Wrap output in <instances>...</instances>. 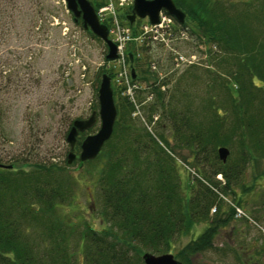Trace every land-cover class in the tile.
Here are the masks:
<instances>
[{
  "label": "trees",
  "instance_id": "1",
  "mask_svg": "<svg viewBox=\"0 0 264 264\" xmlns=\"http://www.w3.org/2000/svg\"><path fill=\"white\" fill-rule=\"evenodd\" d=\"M173 1L196 21L208 38L205 41L217 42L223 50L217 68L231 76L239 99L230 83L223 81L222 103L216 104L212 96L199 109L189 102L191 89L185 84L191 67L169 87L166 78L155 84L157 73L150 72L146 63L144 67L133 64L138 79H143L142 87L135 89V100L114 87L117 117L113 133L100 154L85 162L99 163L100 212L107 226L96 230L69 216L66 209L72 204L77 180L68 165L37 162L27 170L13 166L20 162L14 156L9 163L0 158V264H143L144 252L171 253L179 239L188 237L173 255L183 264H194L197 254L213 248L218 227L230 224V212L219 215L222 201L214 191L218 179L224 181L227 192L238 184L248 162L264 158V35L255 32L264 27V0L249 1L240 8L235 2L227 8L220 1ZM34 4L28 6L29 20L18 24L29 30L28 43L46 20L41 3ZM2 63L0 91L7 92L15 70L10 68V58ZM215 72L209 68L204 72L210 77L208 87L219 79ZM188 77L196 75L190 72ZM6 102L0 93L2 112ZM138 106L140 111H136ZM156 114L163 119L154 121ZM156 123H161L159 132ZM167 125L173 145L163 132ZM95 128L80 132L79 146ZM220 146L236 150L237 157L223 162L217 153ZM183 149L202 176L192 181L188 196L176 169V153L187 160L178 151ZM217 205L218 213L211 218V208ZM203 222H207L203 231L193 237L194 227Z\"/></svg>",
  "mask_w": 264,
  "mask_h": 264
},
{
  "label": "rangeland",
  "instance_id": "2",
  "mask_svg": "<svg viewBox=\"0 0 264 264\" xmlns=\"http://www.w3.org/2000/svg\"><path fill=\"white\" fill-rule=\"evenodd\" d=\"M89 1L98 11L99 19L109 30L121 24L130 27V30L137 35L141 24L149 22L147 17H137L133 22L129 21L127 16L131 14L132 0ZM219 1L227 8H230L232 2H235L238 8L246 7L249 1L254 2L253 4L257 3L256 0H212L215 4ZM34 2L41 3L46 20L40 22L42 26L39 33L28 43L29 30L26 25L18 24L29 20L28 6L35 5ZM184 22L186 26L181 24L180 27L188 33V39L174 41L173 48L191 59L196 56V63L174 69L176 52L160 46L140 48L135 41H132L133 44H130L131 41L126 42L120 56L118 54L115 59H106V43L93 33L95 37L81 23L74 21L64 0H0V67L3 66V60L10 58V68L15 70L14 82L9 86L11 90L0 91L7 99L4 103V112L0 110L2 162L9 163L14 156L20 162L13 166L27 170L37 162L54 161L63 167L68 165L77 180L73 185L72 204L66 209L69 216L76 223L88 222L96 230L106 227L107 224L103 221L100 212L101 200L97 185L99 163L84 162L80 166L77 157L71 164L67 161L70 151L67 137L72 122L75 119L89 118L93 111L99 110L98 88L102 74L112 72L113 75L110 77L114 90V87L118 86V81L122 79L119 78V73L123 71L124 66L130 76L132 70L136 74L133 64L139 62L144 67L146 63L150 72L157 73L160 81L156 80V85L166 78L171 87L178 76L191 67L186 74L185 84L191 89L189 102H192L194 107L199 106L198 108L201 109V103L212 96L214 102L220 105L226 89L222 85L223 81L230 83L233 95L237 100L239 99L236 87L230 82L231 76L219 73L217 68L218 60L224 54L223 50L217 42L205 41L208 40L207 36L186 12ZM255 32L264 35V27ZM30 46L33 47L27 50ZM140 51L142 55H138ZM154 62L157 65L156 69ZM207 68L219 73V79L214 80L212 87H208L210 77L204 73ZM157 69L161 71L160 74ZM190 72L196 77H188ZM136 77L138 80V76ZM142 80L139 78V81ZM133 81L137 82L135 77ZM142 84L145 88L146 83L143 81ZM117 88L120 94L125 92L124 89L120 90L119 86ZM141 96L143 98L145 93ZM116 98L117 94L114 91V100ZM133 99L135 100V97ZM229 110L227 107L226 112L229 113ZM136 111H140L139 106L136 107ZM160 119H163L160 114L154 116V121ZM155 125L157 131H161V123ZM92 126H96L94 131H97L100 127V119L97 118ZM80 132L83 131H78L76 135L77 155L81 150L78 144ZM163 132L173 145L174 141L168 125ZM227 147L229 149L227 159L237 157L238 152ZM178 151L187 156V160H183L176 153V169L183 193L188 196L192 181L202 176L201 172L191 164L192 158L187 155V150ZM23 159L27 162H22ZM3 165L9 167V164ZM246 165L238 184L232 185L227 192L223 191L224 181L216 177L219 184L214 191L222 201L219 215L230 212L233 218L230 224L218 227L214 235L213 248L197 254L194 257V264H264V158L259 157ZM217 209L218 205L211 208V218L216 216ZM206 224L207 222L197 224L192 236L196 237L202 232ZM189 239L190 237L179 239L171 253L174 254Z\"/></svg>",
  "mask_w": 264,
  "mask_h": 264
},
{
  "label": "water",
  "instance_id": "3",
  "mask_svg": "<svg viewBox=\"0 0 264 264\" xmlns=\"http://www.w3.org/2000/svg\"><path fill=\"white\" fill-rule=\"evenodd\" d=\"M66 7L73 13L77 19L81 16L83 26L90 29L97 37L101 38L107 45L106 59H115L117 57V49L115 43L108 37V27L103 24L98 14L89 0H64ZM165 10L168 14L174 16L179 22L184 23L185 12H183L173 0H134L131 14L127 16L130 22H133L135 17L148 16L150 21L155 23L158 21L159 12ZM132 76L136 74L132 70ZM99 110L93 111L89 118L75 119L68 133L67 141L70 144V151L67 156V161L71 164L77 157L80 166L84 162L96 158L105 142L111 137L114 124L117 117V107L114 101V91L111 85L110 75L104 73L98 88ZM100 119L99 129L92 134L87 135L81 142L80 152L78 155L75 152L77 144L76 135L78 131H84L91 127L95 120ZM229 154V149L226 146L218 148L219 158L225 162ZM11 167V165H9ZM144 264H183L177 260L175 256L168 252L163 254H154L144 252L142 255Z\"/></svg>",
  "mask_w": 264,
  "mask_h": 264
},
{
  "label": "built area",
  "instance_id": "4",
  "mask_svg": "<svg viewBox=\"0 0 264 264\" xmlns=\"http://www.w3.org/2000/svg\"><path fill=\"white\" fill-rule=\"evenodd\" d=\"M133 1V0H132ZM102 11V10H101ZM112 11V9H110ZM139 34L135 35L131 30L130 27L121 26V24H117L110 30V34L112 35V40L115 42L117 47V53L122 54L123 48L127 44L126 42L135 41L137 45H156L162 47H168L171 49L172 52H176L173 48V43L178 38H185L186 34L183 30H175L173 19L164 13H161L159 22L157 23H143L139 28ZM130 42V43H131ZM175 64L176 66L183 65L185 63H191L196 61L193 57L192 59L185 56L180 52H176L175 56ZM126 67L124 66L123 71L119 73L120 77L122 78L118 81L119 85L124 86V95L128 96L130 99L133 100L135 89L140 88V84L133 82L126 72ZM126 72V73H125Z\"/></svg>",
  "mask_w": 264,
  "mask_h": 264
},
{
  "label": "flooded vegetation",
  "instance_id": "5",
  "mask_svg": "<svg viewBox=\"0 0 264 264\" xmlns=\"http://www.w3.org/2000/svg\"><path fill=\"white\" fill-rule=\"evenodd\" d=\"M74 18V21L77 22V23H81L83 25V21H82V18L81 16H79L77 19L75 17ZM88 31H90L89 29H87Z\"/></svg>",
  "mask_w": 264,
  "mask_h": 264
},
{
  "label": "bare ground",
  "instance_id": "6",
  "mask_svg": "<svg viewBox=\"0 0 264 264\" xmlns=\"http://www.w3.org/2000/svg\"><path fill=\"white\" fill-rule=\"evenodd\" d=\"M118 86L120 87V90H123V89H124V86H123V85H119V84H118ZM118 86H117V87H118ZM80 119H81V118H80Z\"/></svg>",
  "mask_w": 264,
  "mask_h": 264
}]
</instances>
